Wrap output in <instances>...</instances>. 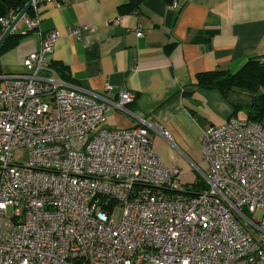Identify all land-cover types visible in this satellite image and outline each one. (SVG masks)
Here are the masks:
<instances>
[{
  "label": "built area",
  "instance_id": "2783aa9c",
  "mask_svg": "<svg viewBox=\"0 0 264 264\" xmlns=\"http://www.w3.org/2000/svg\"><path fill=\"white\" fill-rule=\"evenodd\" d=\"M28 1L21 33L52 0ZM17 14L0 18V38ZM58 39L45 33L23 71L0 73V264H264V119L206 128L203 187L185 189L151 146L150 130L167 132L140 116L101 127L129 112L132 92L109 98L56 75L45 56Z\"/></svg>",
  "mask_w": 264,
  "mask_h": 264
},
{
  "label": "crops",
  "instance_id": "0c3cea01",
  "mask_svg": "<svg viewBox=\"0 0 264 264\" xmlns=\"http://www.w3.org/2000/svg\"><path fill=\"white\" fill-rule=\"evenodd\" d=\"M126 1L41 3L37 28L21 33V20L15 26L21 36L0 53L1 72L23 71L24 57L39 49L42 35L56 30L59 39L45 58L59 78L109 98L122 90L134 94L129 112L110 110L101 127L129 128L137 125L136 116L144 118L168 133L149 131L161 162L182 173L190 167L196 182L203 181L204 130L239 119L250 96L200 87L196 74L233 72L247 58L264 55V0H144L138 11L123 13L119 7ZM72 27L81 28L80 38L68 35Z\"/></svg>",
  "mask_w": 264,
  "mask_h": 264
},
{
  "label": "trees",
  "instance_id": "16d2710c",
  "mask_svg": "<svg viewBox=\"0 0 264 264\" xmlns=\"http://www.w3.org/2000/svg\"><path fill=\"white\" fill-rule=\"evenodd\" d=\"M143 1L127 0L119 8L123 13L136 12L140 9ZM27 2L28 0H0V18L6 17L9 14L19 13ZM26 14L30 15L31 9L27 10ZM20 36L21 33L12 32L1 45L0 53L13 47L18 42ZM53 67L59 72H64L62 66L56 65ZM196 84L203 88L217 89L223 95H226L230 91L246 92L250 96V102L243 106L246 112V120L259 122L264 119V55L247 58L233 72L216 69L197 73ZM201 187H203V182L199 181L191 189L194 188L197 190ZM186 193L191 194L189 190Z\"/></svg>",
  "mask_w": 264,
  "mask_h": 264
},
{
  "label": "rangeland",
  "instance_id": "374dc122",
  "mask_svg": "<svg viewBox=\"0 0 264 264\" xmlns=\"http://www.w3.org/2000/svg\"><path fill=\"white\" fill-rule=\"evenodd\" d=\"M236 115L239 119L246 118V113L243 110H239ZM11 154L13 155L14 160L21 163L27 162L29 159V154L27 149L15 150L12 151ZM197 179L198 176L196 171L189 167L188 169L185 170V172L181 174L180 184L186 187H190L191 185L196 183Z\"/></svg>",
  "mask_w": 264,
  "mask_h": 264
},
{
  "label": "water",
  "instance_id": "95a60500",
  "mask_svg": "<svg viewBox=\"0 0 264 264\" xmlns=\"http://www.w3.org/2000/svg\"><path fill=\"white\" fill-rule=\"evenodd\" d=\"M31 4V1H28L25 6L22 8V10L16 15L14 20L11 22L9 27L5 30V32L2 34L0 38V47L5 41V39L13 32V29L17 25V23L21 20L22 16L27 12Z\"/></svg>",
  "mask_w": 264,
  "mask_h": 264
}]
</instances>
